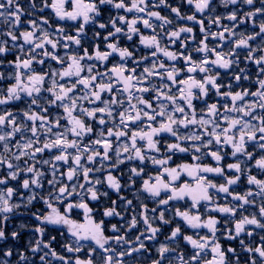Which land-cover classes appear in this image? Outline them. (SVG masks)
Returning a JSON list of instances; mask_svg holds the SVG:
<instances>
[{"label":"snow or ice","instance_id":"6c2138e0","mask_svg":"<svg viewBox=\"0 0 264 264\" xmlns=\"http://www.w3.org/2000/svg\"><path fill=\"white\" fill-rule=\"evenodd\" d=\"M0 264H264V0H0Z\"/></svg>","mask_w":264,"mask_h":264}]
</instances>
